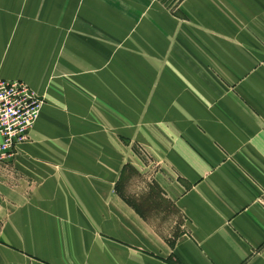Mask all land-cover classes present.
Returning <instances> with one entry per match:
<instances>
[{
    "label": "crops",
    "instance_id": "crops-1",
    "mask_svg": "<svg viewBox=\"0 0 264 264\" xmlns=\"http://www.w3.org/2000/svg\"><path fill=\"white\" fill-rule=\"evenodd\" d=\"M176 5L73 0L67 44L58 21L24 58L0 20V80L45 100L0 185V264H264V0Z\"/></svg>",
    "mask_w": 264,
    "mask_h": 264
},
{
    "label": "rangeland",
    "instance_id": "rangeland-1",
    "mask_svg": "<svg viewBox=\"0 0 264 264\" xmlns=\"http://www.w3.org/2000/svg\"><path fill=\"white\" fill-rule=\"evenodd\" d=\"M169 1L170 4L174 6L173 8L174 13L178 14L176 0H169ZM7 2L12 3L10 6H12L13 9L15 10L17 9V10L13 11L12 13L1 14L0 20L4 24V27L6 28H9V22H12V29L14 31V35L16 34L21 38L22 46L20 48H23L24 50V51L22 50L23 58L27 55L25 53V49L27 47H33L35 49L37 48L38 50L42 49L43 51L45 50L44 49L45 47L48 48V46L52 45L51 37L54 35L53 33L54 29L58 30L57 28L58 21H60L61 24L60 35L62 39V45L64 46L65 44H67L68 33H69L67 27L70 20L69 8L71 7L73 0H9ZM59 8L60 11L59 12L56 11ZM132 33L134 32H131L130 34L127 33V35L131 36ZM31 45H35L36 47ZM40 52L41 51L37 52V55H40ZM49 52L52 53V51H48L46 53L41 52V53L42 55L45 54V56H47ZM52 54L54 59L57 53H52ZM57 55L59 56V59L62 61L68 59L67 58L68 54L63 51H61V53ZM131 58L132 55H126V60H130ZM132 73L133 70L131 69L125 70V76H132L133 75ZM26 84L28 85V83ZM52 87L54 86L49 84L46 86V89H51ZM128 87H132V86H126V89ZM36 90L34 91L38 96H40L41 93L39 94ZM58 91L61 92L60 88L58 89ZM92 102L93 104H97L98 108L100 107L99 106L100 100L96 99L95 96ZM44 104H45V100H44ZM18 153L13 158H17ZM11 163L12 162H10V160L0 161V185L18 182V181L14 182V180L18 179V177L15 176L17 173L16 170L12 167ZM127 173L130 177H135L136 179L130 184V186L126 184L125 189H130V188L143 189L148 187L147 185L148 181L147 179L143 178V176L141 177L136 176V172L132 169H128Z\"/></svg>",
    "mask_w": 264,
    "mask_h": 264
},
{
    "label": "built area",
    "instance_id": "built-area-1",
    "mask_svg": "<svg viewBox=\"0 0 264 264\" xmlns=\"http://www.w3.org/2000/svg\"><path fill=\"white\" fill-rule=\"evenodd\" d=\"M43 106L44 100L26 83L0 80V161L13 159L30 140Z\"/></svg>",
    "mask_w": 264,
    "mask_h": 264
}]
</instances>
